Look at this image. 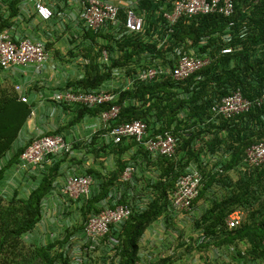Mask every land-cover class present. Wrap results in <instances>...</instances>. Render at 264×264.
I'll use <instances>...</instances> for the list:
<instances>
[{"label": "trees", "instance_id": "trees-1", "mask_svg": "<svg viewBox=\"0 0 264 264\" xmlns=\"http://www.w3.org/2000/svg\"><path fill=\"white\" fill-rule=\"evenodd\" d=\"M24 1H0V33L16 25ZM135 1L138 11L145 16L144 31L127 34L126 10H121L120 31L108 27L98 32H85L82 43H92L91 48H82V56L88 61L86 75L71 82L66 90H100L116 78V71L132 77L154 66L173 67L171 57L177 48L209 58L210 64L181 82L167 75L152 83L136 84L132 88L123 86L113 91L116 98L112 105L120 106L121 112L101 133L108 135L116 125L141 120L148 124L150 137L172 133L179 140L176 155L173 159L161 157L151 161L144 147L136 141L119 145L111 142V146L103 148L108 157H114L116 168L110 171L101 191L92 190L91 198L83 203L81 212L85 223L74 227L72 234L82 233L88 216L100 212L96 204L109 196L128 165L140 167L146 163L147 168L153 165L152 168L159 172L158 180L150 187L153 198L145 210L131 215L121 232L111 231L110 236H117L121 243L117 251L118 263L110 261L106 255L101 262L139 264L140 242L145 232L161 222L168 228L174 225L170 205L178 180L191 166H198L202 187L195 203H206L208 208L196 226L204 231L208 241L194 248L195 239L192 238L191 244L182 240V245L189 252L197 249L207 261L211 247H234V258L263 262L264 164L246 171L241 166L246 151L264 141V104L231 119L215 115L212 109L238 90L250 100L260 99L264 94V0H235V13L230 17L217 14L183 17L172 31L163 17L164 11L171 9L172 0ZM225 49H231L232 53L224 54ZM104 51L109 55L108 63H103ZM15 87L0 85V166L33 114L34 105L22 102ZM110 106L73 107L100 117ZM99 139L94 137L96 141ZM28 145L19 150L14 161H19ZM136 147L139 152L128 161L124 159ZM218 153L223 155L218 166L212 169L205 166L203 158ZM58 166L57 163L44 173L29 194L16 190L12 195L2 189L5 168L0 167V264H72L63 247L71 240L69 232L63 240L56 239L45 246L28 240L43 219L45 201L51 196ZM233 171L239 174L237 179L231 178ZM88 173L93 176L95 170ZM215 187H219V192ZM236 210H242L244 218L239 227L228 231L225 220ZM82 248L84 255L91 259L87 250L89 243ZM176 259L175 256L161 258L158 263L175 264Z\"/></svg>", "mask_w": 264, "mask_h": 264}, {"label": "built area", "instance_id": "built-area-1", "mask_svg": "<svg viewBox=\"0 0 264 264\" xmlns=\"http://www.w3.org/2000/svg\"><path fill=\"white\" fill-rule=\"evenodd\" d=\"M6 1V0H0ZM51 0H25L22 12H26L25 5L34 3L37 14L43 21H50L56 15L50 3ZM80 8L79 19L83 23L84 33L87 31L98 32L106 30L108 27L117 31L121 30L122 21L120 19L121 10H126L125 29L127 34H140L144 31L145 16L138 11L135 0H73ZM171 9L165 10L163 17L168 29L172 28L183 17L193 18L202 15H222L230 17L235 13V0H172ZM15 26L5 29L0 33V70L10 71L15 67L33 66L38 74H41L49 61V54L44 41H34L31 38H17L14 30ZM230 39V38H229ZM167 44V40L164 41ZM224 54L232 53L231 49L223 50ZM171 60L173 67L154 66L144 71H139L136 75L128 77L126 88H132L136 84H148L170 75L176 81L181 82L191 75L201 71L210 64L209 58H202L188 54L183 48H177L172 54ZM109 55L103 52V63H108ZM121 71H116L115 76H120ZM110 83L104 85L100 90L80 91V90H61L54 95V101L59 105L69 107L86 106L97 108L104 105H111L109 110L104 111L99 119L103 129H107L110 123L119 118L121 107L112 105L115 95ZM16 92L20 95L21 101L30 103L25 95L24 87L16 85ZM264 104V94L262 98L255 100L247 99L240 90L223 98L220 104L213 107L212 112L225 119L234 118L240 114L247 113L255 107H262ZM107 138L115 145L125 141H136L144 147L151 160L159 158L173 159L178 147V139L170 132L164 135L150 137L148 124L141 120L125 122L112 128ZM31 142V143H30ZM30 143L19 159V170L28 172L35 176L44 166V162L50 158L71 156L73 145L60 134L41 136L29 141ZM206 163V160L203 159ZM264 164V141L250 147L242 161L241 169L246 171L248 168L259 167ZM1 167V166H0ZM148 179L144 178L140 167L130 164L126 167L122 182L126 185V193L123 190H113L109 196L100 203V212L92 213L88 216L83 238L89 243L88 253L91 254L101 246L110 261L118 263L117 251L121 243L117 236H110L112 230L119 233L123 225L134 212L143 211L152 199L151 186L158 180L159 172L153 170L148 172ZM94 179L88 172L72 173L62 190V195L66 200L76 201L83 205L92 196ZM202 187V173L198 166H191L187 172L180 176L177 187L173 193L171 210L173 214L181 219L189 220L196 215L195 201L200 195ZM29 194V192H28ZM242 210H236L226 220L225 227L228 231H233L239 227L244 218ZM165 225V224H164ZM157 233H161L158 241L162 245L165 241L163 224L155 227ZM163 235V236H162ZM29 239V237H28ZM195 239V245L201 246L208 241L207 235L203 230H199ZM185 243L191 244L189 238ZM72 255V264H84L82 246H79ZM236 255L234 247L212 248L207 254L210 258L224 256L226 253ZM158 252L142 251L140 258L150 262H156ZM86 254V253H85ZM75 255V256H74ZM79 256V257H76ZM70 258V256H69ZM102 264V263H101ZM247 264H254L248 261Z\"/></svg>", "mask_w": 264, "mask_h": 264}, {"label": "crops", "instance_id": "crops-1", "mask_svg": "<svg viewBox=\"0 0 264 264\" xmlns=\"http://www.w3.org/2000/svg\"><path fill=\"white\" fill-rule=\"evenodd\" d=\"M48 3L56 13L52 20L43 21L37 14L34 3H27L24 9L27 10V13L24 11L18 17L14 30L17 38L28 37L34 41L45 42L49 54V61L45 69L41 74H38L33 66H18L6 72L0 70V85H22L25 95L34 105L32 117L24 127L20 138L1 162V167L5 168L2 189L9 195L14 194L16 190L20 193L28 192L42 180L44 173L50 168H54L57 163L59 164L57 178L50 192L51 196L45 201L43 219L36 230L29 235L28 240L38 246H45L56 239L63 240L69 232L71 240L63 247L72 263V255L77 249H80L77 247L87 244L83 238V232L77 231L72 234L74 227L82 225V205L76 201L66 200L62 195V190L72 173H85L94 169L92 190L95 193L100 192L110 171L116 168V162L111 156L113 166H110L108 155L103 151V148L110 145L111 141L107 138L106 133H101L104 129L99 117L81 112L79 107L59 105L54 101L57 91L66 90L71 82L85 77V67L88 61L82 56V48H91L92 43L89 41L82 43L86 34L83 31V23L79 19L80 8L73 0H51ZM196 53L199 54L197 50ZM120 74L110 82L109 87L113 90L127 84L126 73L120 72ZM55 134L64 136L73 145V154L68 158L63 156L46 160L43 168L38 170L35 177H32L28 172L19 170L20 161H14L19 150L35 138ZM94 137H100L99 141L94 140ZM137 152H139L137 147L131 149L124 159L128 161ZM152 166L147 168L146 163L140 166L144 178H149L148 172L145 171H149ZM111 189V191L123 190L126 193V185L122 182V177ZM100 203L96 204L98 209H100ZM202 205L204 207L200 208H208V204L203 203ZM183 222V219L174 214L172 228H178L176 225ZM156 225L150 226L145 232L140 242V256L142 251H162V248L156 247V245L161 246L158 243L161 235H158L154 228ZM203 259L206 260L205 257ZM83 260L84 264L89 261L86 255ZM211 261L213 264L214 261L212 259ZM139 264L146 263L141 259ZM204 264H209V261L206 260Z\"/></svg>", "mask_w": 264, "mask_h": 264}, {"label": "rangeland", "instance_id": "rangeland-1", "mask_svg": "<svg viewBox=\"0 0 264 264\" xmlns=\"http://www.w3.org/2000/svg\"><path fill=\"white\" fill-rule=\"evenodd\" d=\"M121 21H122V18H121ZM222 156L223 155L221 153H218V155L208 154L205 157L203 156L204 157L203 159H205L207 163L205 166H208L209 168L212 169L213 167H215V165H217L221 161L220 159L222 158ZM67 157L68 155L66 156V158ZM111 159H112L111 157H108V162L110 166H113V162ZM141 171L142 170L140 168V172ZM152 171L153 170H149L145 172H152ZM230 176L232 179H237L239 177V174L237 173V171H233L231 172ZM215 190L219 192V187H215ZM30 191L31 189L28 192ZM202 204H203L202 202L198 204L194 203V206L197 209L196 215H194V217H192L189 220L183 219L184 220L183 223L176 225L178 226V228H172L173 226L171 228H168L166 227V225L163 224V227L165 228L164 234H163L165 235V241H163L164 243L161 246L156 245L158 249L162 248V251L157 253L158 258L161 255H165L167 256V258H171L172 256H175L177 258L175 264H204L206 262V260L203 259V257L200 255L197 249H194L196 250V252H193V250L189 252L186 249V247L182 245L183 243L182 240L185 241L187 238H189V240L192 242L191 239L192 238L194 239L197 235V232L199 231V229L196 226V222L201 218L202 214L205 212V209L207 210V208H203L204 206ZM201 206L203 207L200 208ZM83 223H85L84 219H83L82 224ZM158 235H161V233H158ZM166 241H167V245L165 243ZM194 248H197V246L194 245ZM210 250H212V247L208 249V251ZM104 254H105V251H103L102 248L99 247L94 253H91L92 258L91 259L88 258L89 259V261H87L88 264H101ZM229 256H230L229 254L225 253L224 256L217 257L216 259L208 257L209 264L212 262L211 259L214 261L213 264H228V262H230L229 264H247L248 261L252 262L250 259H247V258L246 260L245 259L242 260L237 257L234 258L235 256H230V257ZM144 261L146 264H159L158 261L156 263H150L147 259H145ZM254 264H264V261L263 262L254 261Z\"/></svg>", "mask_w": 264, "mask_h": 264}]
</instances>
